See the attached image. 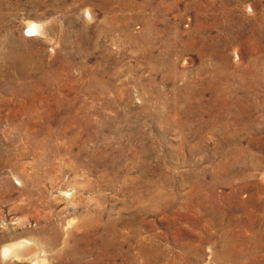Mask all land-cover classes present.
I'll use <instances>...</instances> for the list:
<instances>
[{"label":"rangeland","instance_id":"1","mask_svg":"<svg viewBox=\"0 0 264 264\" xmlns=\"http://www.w3.org/2000/svg\"><path fill=\"white\" fill-rule=\"evenodd\" d=\"M35 260L264 264V0H0V264Z\"/></svg>","mask_w":264,"mask_h":264},{"label":"bare ground","instance_id":"2","mask_svg":"<svg viewBox=\"0 0 264 264\" xmlns=\"http://www.w3.org/2000/svg\"><path fill=\"white\" fill-rule=\"evenodd\" d=\"M46 25L43 23V22H36V21H32V22H28V24L26 25V27H25V34L26 35H35V33H38V34H43V35H46L48 32H47V30H46V27H45ZM10 55V54H9ZM19 57V56H18ZM179 126V125H178ZM70 193V192H69ZM68 195V194H67ZM138 230V229H137ZM134 233H135V235L137 236V235H139V231H134ZM139 240V244L140 243H142V241H143V239H141V238H139L138 239ZM24 243V241L23 242H17V243H13V244H8V245H5V246H3V248H2V255L4 256V257H11V256H19V255H21L22 253H21V251H20V248L22 247V244ZM25 244V243H24ZM23 244V246H27V244H25L24 245ZM29 245V244H28ZM23 248H25V247H23ZM30 248V247H29ZM32 249V248H31ZM24 250V249H23ZM28 254H29V252H28ZM78 254H79V256L80 257H82V251L80 252H78ZM36 255V254H35ZM12 258V257H11ZM24 258V257H23ZM37 258V257H36ZM39 258V257H38ZM6 259V258H5ZM7 259H9V258H7ZM34 259V258H33ZM42 259V258H41ZM38 261H39V259H37ZM43 260H44V258H43ZM42 260V261H43ZM33 261V260H32ZM39 263H41L40 261H39ZM32 264H38V262L35 260L34 262H32Z\"/></svg>","mask_w":264,"mask_h":264}]
</instances>
